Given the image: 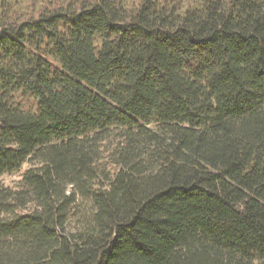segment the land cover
Wrapping results in <instances>:
<instances>
[{
  "label": "trees",
  "instance_id": "1",
  "mask_svg": "<svg viewBox=\"0 0 264 264\" xmlns=\"http://www.w3.org/2000/svg\"><path fill=\"white\" fill-rule=\"evenodd\" d=\"M13 1L0 264H264V0Z\"/></svg>",
  "mask_w": 264,
  "mask_h": 264
},
{
  "label": "rangeland",
  "instance_id": "2",
  "mask_svg": "<svg viewBox=\"0 0 264 264\" xmlns=\"http://www.w3.org/2000/svg\"><path fill=\"white\" fill-rule=\"evenodd\" d=\"M63 0H36L38 2V7H42L47 4V2L55 3V2H62ZM68 1L72 0H64L63 3H67ZM128 4L133 5L137 4L139 0H125ZM204 0H184L183 1V11L187 8H199L203 4ZM1 3V2H0ZM29 3H32V0H14L13 4H15L14 8L17 9L16 17L19 19L27 18L28 13H32V10L29 7ZM15 10V9H14ZM1 13V11H0ZM150 129H156V125L148 126ZM120 130H114L111 133V136L103 143L101 148V161L100 164L105 167L111 174H113L117 167L114 164L113 160V152L118 147V144L122 141L121 138L118 136ZM29 168V164H25L21 171L4 175L0 179V189L2 188H16L19 182L22 180L24 173ZM24 213V212H20Z\"/></svg>",
  "mask_w": 264,
  "mask_h": 264
}]
</instances>
